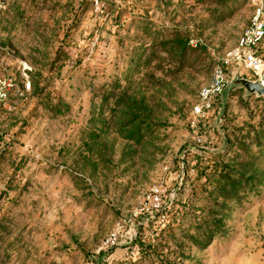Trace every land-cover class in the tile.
Listing matches in <instances>:
<instances>
[{"label": "rangeland", "instance_id": "rangeland-1", "mask_svg": "<svg viewBox=\"0 0 264 264\" xmlns=\"http://www.w3.org/2000/svg\"><path fill=\"white\" fill-rule=\"evenodd\" d=\"M254 10L0 0V264H136L163 233L169 247L138 264H264V98L236 89L190 127ZM240 162L252 191L212 209L216 171ZM212 218L219 236L193 244Z\"/></svg>", "mask_w": 264, "mask_h": 264}, {"label": "built area", "instance_id": "built-area-1", "mask_svg": "<svg viewBox=\"0 0 264 264\" xmlns=\"http://www.w3.org/2000/svg\"><path fill=\"white\" fill-rule=\"evenodd\" d=\"M225 2H251L254 13L248 28L244 31L236 46L225 56L220 58L214 66L210 82L204 86L198 97V103L193 108L190 127L195 130L199 124L208 120L220 104V99L226 87L232 80L234 73L242 78H251L259 82L264 88V0H224ZM192 46L198 42L191 41ZM7 92H0V101L7 100ZM158 190L154 191L151 199L159 202ZM118 233H114L105 243L106 248H113L118 244Z\"/></svg>", "mask_w": 264, "mask_h": 264}, {"label": "trees", "instance_id": "trees-1", "mask_svg": "<svg viewBox=\"0 0 264 264\" xmlns=\"http://www.w3.org/2000/svg\"><path fill=\"white\" fill-rule=\"evenodd\" d=\"M182 49L183 52L186 51V46H183ZM260 145L261 140L259 139L256 146L260 147ZM244 169L245 165L240 162L238 165H225L221 170L216 171L215 179L217 181V188L212 194V197H214L211 207L212 209H216L219 212L220 209L226 207L229 203L240 202L241 195H247L252 191L251 187L247 188L248 186H246V183H250V179H245ZM203 220H197V226L195 228L196 233L193 236H188V239L197 246L205 247L211 244L216 236H219L218 233L221 231L222 221L219 218H212L207 221ZM163 234L158 238H155V240L150 242L145 249L140 251L139 261L142 262L147 260L151 255L164 253V249L169 247V237L166 235L164 236ZM142 247L144 246L142 245ZM139 261L135 263L138 264ZM164 264L172 263L165 260Z\"/></svg>", "mask_w": 264, "mask_h": 264}, {"label": "water", "instance_id": "water-1", "mask_svg": "<svg viewBox=\"0 0 264 264\" xmlns=\"http://www.w3.org/2000/svg\"><path fill=\"white\" fill-rule=\"evenodd\" d=\"M236 89L244 90L248 96L256 95L258 98H264V88L260 85L259 82H255L247 78H242L238 73H234L231 82L226 87L220 99L222 112L226 108L229 94L231 93V91H234Z\"/></svg>", "mask_w": 264, "mask_h": 264}]
</instances>
